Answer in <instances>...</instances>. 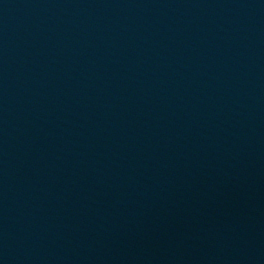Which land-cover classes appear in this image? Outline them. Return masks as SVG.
I'll list each match as a JSON object with an SVG mask.
<instances>
[{"label": "water", "instance_id": "1", "mask_svg": "<svg viewBox=\"0 0 264 264\" xmlns=\"http://www.w3.org/2000/svg\"><path fill=\"white\" fill-rule=\"evenodd\" d=\"M0 264H264V136L0 0Z\"/></svg>", "mask_w": 264, "mask_h": 264}]
</instances>
